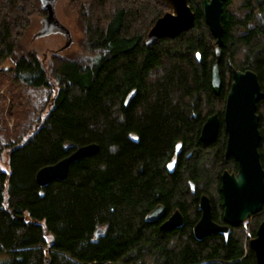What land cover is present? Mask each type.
I'll list each match as a JSON object with an SVG mask.
<instances>
[{"label": "trees", "instance_id": "obj_1", "mask_svg": "<svg viewBox=\"0 0 264 264\" xmlns=\"http://www.w3.org/2000/svg\"><path fill=\"white\" fill-rule=\"evenodd\" d=\"M205 1L190 0L195 21L188 31L147 47L150 30L169 11L162 1L69 0L84 49L96 57L53 55L46 65L22 46L32 19L47 16L40 0H0V64L12 62L11 80L27 90L53 89L36 130L14 143L1 134L10 129L0 109V157L6 150L10 166L9 174L0 166V257L7 258L0 264H256L250 241L264 207L227 234L199 240L194 228L203 196L213 221L225 225L221 176L239 168L225 158L223 117L232 68L255 72L264 94V0L223 4L219 95ZM257 113L264 168V96ZM215 114L222 127L205 144L202 128ZM15 129L23 130L19 122ZM90 144L98 151L73 163L65 180L37 184L42 168ZM160 205L165 218L150 222ZM176 211L182 227L161 230Z\"/></svg>", "mask_w": 264, "mask_h": 264}, {"label": "water", "instance_id": "obj_2", "mask_svg": "<svg viewBox=\"0 0 264 264\" xmlns=\"http://www.w3.org/2000/svg\"><path fill=\"white\" fill-rule=\"evenodd\" d=\"M59 0H40L41 8L47 12L42 18V33L56 32L65 27L56 16V4ZM169 7L150 30L146 46L150 47L161 39H172L188 31L194 24L195 14L190 7V0H160ZM226 0L204 2V17L211 34L217 40V63L213 68L212 87L216 95L220 94L223 80L219 69L221 46L223 44V4ZM66 30V29H65ZM45 35V34H44ZM233 82L227 97L223 117L224 131L227 134L225 158H234L238 172L225 170L221 176V193L223 196L224 226L213 221L210 199L203 196L200 200L202 217L194 228L197 239L202 240L210 235L227 234L230 228H240L245 222L253 219L264 207V168L259 153L261 132L257 106L263 98L261 83L253 71H239L232 68ZM222 127L218 114L208 118L201 132V141L214 143ZM98 151L97 145L90 144L76 150L71 156L56 165L42 168L36 175L37 184L47 186L55 180H65L70 166L84 158L92 157ZM165 218V208L158 206L148 220L159 222ZM184 217L176 211L160 226L161 230L180 228ZM104 234L98 230L96 236ZM255 253L256 264H264V221L257 229L256 236L250 241ZM50 261L48 260V263Z\"/></svg>", "mask_w": 264, "mask_h": 264}, {"label": "rangeland", "instance_id": "obj_3", "mask_svg": "<svg viewBox=\"0 0 264 264\" xmlns=\"http://www.w3.org/2000/svg\"><path fill=\"white\" fill-rule=\"evenodd\" d=\"M68 3L69 0H59L57 2L56 16L69 36L59 31L49 32L48 34L42 33V18L35 17L32 19L31 25L22 40L23 48L27 51H35L38 58L46 65L53 55L70 58L86 57L89 59L96 57L84 49L82 27L78 15L69 9ZM13 68L14 65L9 60L2 61L0 64V70H4V73H0V81L4 83L0 90V97L5 98L4 103H2L3 99L0 98V109H3L5 122L10 129V132L3 130L1 134L9 137L7 139L11 143H14L20 135L26 133L30 136L34 132L31 130L34 128L36 130L37 127H34L33 123L40 116L46 115L45 109L49 110V95L53 92L52 88L51 90L33 91L17 85L11 80L10 70ZM17 122L23 129L20 134L15 129ZM8 161L9 153L5 150L0 157V166L7 174L10 173ZM251 221L252 219L245 222L244 225L250 224ZM6 259V257H0V262Z\"/></svg>", "mask_w": 264, "mask_h": 264}, {"label": "flooded vegetation", "instance_id": "obj_4", "mask_svg": "<svg viewBox=\"0 0 264 264\" xmlns=\"http://www.w3.org/2000/svg\"><path fill=\"white\" fill-rule=\"evenodd\" d=\"M60 31H61L62 33H64V34H66L67 36H69L68 32H66L65 29H61Z\"/></svg>", "mask_w": 264, "mask_h": 264}, {"label": "clouds", "instance_id": "obj_5", "mask_svg": "<svg viewBox=\"0 0 264 264\" xmlns=\"http://www.w3.org/2000/svg\"><path fill=\"white\" fill-rule=\"evenodd\" d=\"M115 149L114 148H110V151H114Z\"/></svg>", "mask_w": 264, "mask_h": 264}]
</instances>
